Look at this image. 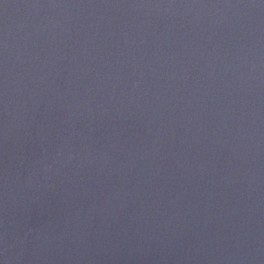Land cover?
<instances>
[{"label": "water", "instance_id": "1", "mask_svg": "<svg viewBox=\"0 0 264 264\" xmlns=\"http://www.w3.org/2000/svg\"><path fill=\"white\" fill-rule=\"evenodd\" d=\"M0 264H264V0H0Z\"/></svg>", "mask_w": 264, "mask_h": 264}]
</instances>
